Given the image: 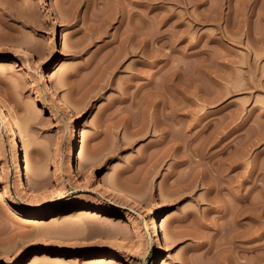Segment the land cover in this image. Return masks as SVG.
<instances>
[{"label": "rangeland", "instance_id": "obj_1", "mask_svg": "<svg viewBox=\"0 0 264 264\" xmlns=\"http://www.w3.org/2000/svg\"><path fill=\"white\" fill-rule=\"evenodd\" d=\"M0 98V264H264V0H0Z\"/></svg>", "mask_w": 264, "mask_h": 264}, {"label": "bare ground", "instance_id": "obj_2", "mask_svg": "<svg viewBox=\"0 0 264 264\" xmlns=\"http://www.w3.org/2000/svg\"><path fill=\"white\" fill-rule=\"evenodd\" d=\"M135 26H136V24H135ZM135 26H134V27H135ZM134 29H135V28H134ZM135 31H136V30H135ZM124 34H125V33H124ZM135 34L138 35V32H136V33H134V34H133V32H132V34L129 33V35H130L129 37H131V35H133V36L135 37ZM137 35H136L135 38H137ZM118 36H119V35H118ZM120 36H121V35H120ZM127 36H128V34H127ZM127 36H123V37H122V41H123V42L126 41L125 39H126ZM133 36H132V37H133ZM119 38H121V37H119ZM153 39H154V38H153ZM153 39H152V40H153ZM159 39H160V38H159ZM118 40H119V39H118ZM127 40H128V41H129V40H132V38H131V39L128 38ZM134 40H135V39H134ZM157 40H158V39H157ZM119 41H120V40H119ZM122 41H121V42H122ZM119 44H120V43H119ZM123 44H127V43H123ZM129 44H130V43H129ZM136 44H137V43H136ZM136 44H135V45H136ZM121 45H122V44H121ZM122 46H123V45H122ZM119 47H120V46H119ZM130 51H133V50L131 49ZM127 52H128V51H127ZM128 53H129V52H128ZM119 54H120V53H119ZM120 55H121V54H120ZM120 55H118V56H120ZM118 56H117V57H118ZM119 58H120V57H119ZM115 62H116V61H115ZM167 62H168V61H167ZM112 63H114V62H112ZM116 63H117V62H116ZM109 64H111V63H108V67H109ZM118 64H119V63H118ZM104 65H105V64H104ZM112 66H113V65H112ZM114 66H115V65H114ZM115 67H116V66H115ZM112 68H114V67H112ZM161 68H162V67H161ZM167 68H168V67H167ZM156 69H157V68H156ZM102 70H103V69H102ZM107 70H108V69H107ZM138 70H139V73H140V69H138ZM158 70H159V68H158ZM158 70H157V71H158ZM160 70H161V69H160ZM162 70H163V69H162ZM165 70H166V69H165ZM141 71H142V70H141ZM150 71H151V73H152V70H150ZM176 71L178 72V70H176ZM104 72H105V71H104ZM137 72H138V71H137ZM158 72H159V71H158ZM158 72H157V73H158ZM165 72H166V71H165ZM171 72H172V71H171ZM109 73H110V72H109ZM175 73H176V72H175ZM179 73H180V72H179ZM149 74H150V73H149ZM154 75H155V74H154ZM149 76H150V75H149ZM164 76H165V74H164ZM168 76H169V75H168ZM168 76H167V77H168ZM97 77H98V76H97ZM99 77H100V76H99ZM152 77H153V76H152ZM168 78H169V77H168ZM170 78H172V77H170ZM176 78H177V76H176ZM181 78H182V77H181ZM181 78H179V80H180ZM48 79H49V80L53 79V75H48ZM150 79H151V78H150ZM150 79H149V80H150ZM165 79H166V78H165ZM152 80H154V78H153ZM179 80H178V82H179ZM181 80H183V79H181ZM181 80H180V81H181ZM165 81H166V80H165ZM93 82H94V81H93ZM96 82H97V79H96ZM111 82H112V81H111ZM153 82H155V80H154ZM167 82H168V81H167ZM171 82H172V80H171ZM182 82L184 83V81H182ZM182 82H181V83H182ZM94 83H95V82H94ZM101 83H102V82H101ZM148 83H149V82H148ZM150 83H151V81H150ZM163 83H164V82H163ZM165 84H166V83H165ZM174 84H175V83H174ZM99 85H100V84H99ZM154 85H155V83H154ZM154 85H153V86H154ZM155 86H156V85H155ZM164 86H165V85H164ZM177 87H178V86H177ZM155 88H156V87H155ZM158 88H159V87H158ZM166 90H167V89H166ZM166 90H165V91H166ZM171 90H172V89H171ZM171 90H170V92H171ZM165 91H164V92H165ZM154 92H155V91H154ZM159 92H160V91H159ZM167 93H169V91H168ZM155 94H156V93H155ZM161 94H162V93H161ZM161 94H160V95H161ZM163 94H164V93H163ZM171 94H172V93H171ZM171 94H170V95H171ZM164 95H165V94H164ZM164 95H163V97H164ZM174 95H175V94H174ZM174 95H173V96H174ZM156 97H157V95H156ZM165 97H166V96H165ZM165 97H164V98H165ZM171 97H172V96H171ZM159 98H160V97H159ZM164 98H163V99H164ZM157 99H158V98H157ZM157 99H156V100H157ZM165 99H167V98H165ZM175 99H176V96H175ZM178 99H179V97H178ZM180 99H181V98H180ZM180 99H179V101H180ZM154 101H155V100H154ZM162 101H163V100H162ZM168 101H169V99H168ZM170 102H171V101H170ZM178 103H179V102H178ZM181 103H182V102H181ZM183 103H184V102H183ZM154 104H155V102H154ZM164 104L166 105V102H164ZM167 104H168V102H167ZM156 105H157V103H156ZM179 105H180V104H179ZM182 105H184V104H182ZM159 106H160V105H159ZM166 106H169V105H166ZM180 106H181V105H180ZM154 107H155V106H154ZM164 107H165V106L163 105V108H164ZM173 107H174V106H173ZM177 107H179V106L177 105V106L175 107V109H177ZM183 107H184V106H182V108H183ZM160 108H161V110H162V107H161V106H160ZM160 108H159V110H160ZM169 108L172 109V107H169ZM175 109H174V110H175ZM180 109H181V107H180ZM180 109H179V110H180ZM164 110H165V108H164ZM174 110H173V111H174ZM182 110H183V109H182ZM168 111H169V109H168ZM169 112H170V111H169ZM162 113H163V112H162ZM176 113H177V110H176ZM157 114H158V113H157ZM170 114H172V113H167V114H166V113H163V115H162V114H161V115L164 116V119H165V118L168 119L169 116H170ZM173 114H175V113H173ZM173 114H172V115H173ZM155 115H156V113H155ZM161 115H160V116H161ZM153 116H154V115H153ZM173 116H174V115H173ZM0 117H1L0 119H2L3 124L5 125L6 129H8L9 131H11V136H10V141H9V142H10V146L14 148L15 156H16V158H17V166L15 167V173L17 174V176H19V177L22 179V177H23V163H22V161H20V159H19L20 151H19V148H18V143L21 142V141H23L24 138H23V135L21 134V131H20V130H21L20 122H19L18 118H16V116L14 115L12 109H11L10 107H8V105L6 104V102H5L3 99H1V98H0ZM155 117H156V116H155ZM175 117H176V116H175ZM160 118H161V117H160ZM170 118H171V117H170ZM156 119H159V118H156ZM161 119H162V118H161ZM167 119H166V120H167ZM172 119H174V118H172ZM172 119H171V120H172ZM154 120H155V119H154ZM166 120H165V121H166ZM171 120H170V121H171ZM155 121H156V120H155ZM158 121H159V120H158ZM158 121H157V123H158ZM157 123H155V124L157 125ZM162 123L164 124V122H162ZM165 124H168V121H167V123H165ZM174 124H175V123H174ZM160 125H162V124H160ZM154 126H155V125H154ZM157 126H158V125H157ZM162 126H164V125H162ZM167 126H169V125H167ZM167 126H166V127H167ZM182 127H183V126H182ZM168 128H169V127H168ZM156 129H157V128H156ZM163 129H164V128H163ZM169 129H170V128H169ZM165 130H166V129H165ZM168 131H169V130H168ZM170 132H171V131H170ZM166 133H167V132H166ZM230 133H231V132H230ZM164 134H165V133H164ZM164 134H163V135H164ZM167 134H168V133H167ZM165 136H166V135H165ZM168 136H169V135H168ZM170 136H171V134H170ZM163 139H164V138H163ZM163 139H162V141H160V142H161V145L158 144V145L160 146L159 148H162L161 146H165V147H166V144H167V146H170V145H168L169 142L167 143V140H165V139L163 140ZM168 139H169V138H168ZM173 141H174V140H173ZM173 141H172V142H173ZM174 142H175V141H174ZM169 144H170V143H169ZM206 145H207V144H206ZM171 146H172V145H171ZM208 146H209V145H208ZM165 147H163V148H165ZM203 147H204V146H203ZM175 148H176V147H175ZM207 148H208V147H207ZM169 149H171V148L168 147V148L166 149V151L168 152ZM156 150H157V149H156ZM159 150H160V149H159ZM201 150H202V148H201ZM203 150H204V149H203ZM205 151H206V150H205ZM173 152H174V151H173ZM198 154H199V153H198ZM201 154H202L201 156H203V153H201ZM156 155H157V154H156ZM162 155H163V154H162ZM164 155L166 156V153H165ZM202 159H203V158H202ZM208 160H209V159H208ZM210 160H211V159H210ZM219 160H221V159H219ZM70 161H71L72 164H74L76 161H77V163H78V145H77L75 142H72V144L70 145ZM192 161H193V160H192ZM212 161H214V160H212ZM212 161H210V162H212ZM24 162H25L26 165H29V163H30V160H29V158L27 157V151H25ZM180 162H181V161H180ZM188 162H189V161H188ZM204 162H205V161H204ZM207 162H208V161H207ZM221 162H222V161H221ZM182 163H183V162H182ZM219 163H220V162H219ZM233 163L235 164V162H233ZM233 163H232V162H231V164L228 163V167H227V166H226V167H227L228 169H231V170H232V168H234V167L232 166ZM206 164H207V163H206ZM220 164H221V163H220ZM185 165H186V163H185ZM217 165H218V163H217ZM217 165H216V167H214V164H213V163H211L210 165L208 164V168L210 169V172H214V173H215L214 175H215V177H216L217 182H215L214 184H213V183L210 184V183L213 182V181L209 180V181H211L210 183L208 182L210 185H207L208 183H205V182H204V185L206 184L207 187L209 186L208 188L213 189V190H216V191H217V189L221 188V187H220V186H221L220 184H222L221 181H219V180L217 179V175L219 174V171H220V170H219V167H217ZM222 165H223V164H222ZM189 166H190V165H189ZM191 166H192V165H191ZM200 166H201V165H200ZM218 166H219V165H218ZM231 166H232V168H231ZM194 167H196V166H194ZM194 167H193V168H194ZM185 168H186V167H185ZM204 168H205V167H204ZM220 168H221V167H220ZM223 168H224V167H223ZM196 169H197V168H196ZM198 169H199V168H198ZM188 170H189V169H188ZM205 170H206V169H205ZM233 170H234V169H233ZM198 171H199V170H198ZM223 171H226V169L223 170ZM248 171H249V170H248ZM248 171H247V172H248ZM191 172H192V171H191ZM199 172H200V171H199ZM221 172H222V171H221ZM229 172H230V171H229ZM194 173H196V172H194ZM222 173H223V172H222ZM248 173H249V172H248ZM248 173H247V174H248ZM189 174H190V171H189ZM199 174H200V173H199ZM187 175H188V174H187ZM192 175L194 176V174H192ZM196 175H197V174H195V176H196ZM208 175H209V174H208ZM208 175H207V176H208ZM214 175H213V177H214ZM220 175H221V173H220ZM201 176H202V175H201ZM210 176H211V175H210ZM187 177H188V176H187ZM187 177H186V178H187ZM211 177H212V176H211ZM213 177H212V178H213ZM221 177H223V176H221ZM183 178H184V177H183ZM194 178H195V177H194ZM208 178H209V177H208ZM208 178H207V179H208ZM196 179H197V177H196ZM200 179L202 180V178H200ZM207 179H206V182H207ZM210 179H211V178H210ZM222 179H223V178H222ZM191 180H193V179L191 178ZM204 180H205V179H204ZM213 180H214V179H213ZM225 180L228 181L229 179H225ZM181 181H182V180H181ZM189 181H190V180H189ZM189 181H188V185H189V183H191V181H190V182H189ZM223 181H224V180H223ZM227 181H224V182H227ZM175 182H176V181H175ZM184 182H185V181H184ZM224 182H223V183H224ZM230 182H231V181H230ZM193 183L195 184V181H193ZM199 183H201V182H199ZM201 184H202V183H201ZM226 184H227V183H226ZM226 184H225V185H226ZM229 184H230V183H229ZM185 185H186V184H185ZM190 185H191V184H190ZM190 185H189V187H190ZM206 185H205V186H206ZM230 185H232V183H231ZM182 186H183V185H182ZM186 186H187V185H186ZM191 186H192V185H191ZM179 187H180V189L182 188L181 186H179ZM184 187H185V186H184ZM189 187H188V188H189ZM195 187H196V185H195ZM207 187H206V188H207ZM192 188H193V187H192ZM222 188H223V186H222ZM226 188H227V185H226ZM182 190H183V189H182ZM182 190H181L180 192L183 193ZM186 190H188V189H186ZM191 190H192V189H191ZM206 190H208V189H206ZM232 190H234V189L232 188ZM175 191H177V189H176ZM220 191H222V190H220ZM220 191H218V193H219ZM230 191H231V190H230ZM178 192H179V191H178ZM184 192H185V191H184ZM233 192H234V191H233ZM233 192H232V194L235 193V192H234V193H233ZM112 193L114 194V198H116V192H115L114 190H112ZM215 193H216V192H215ZM216 194H217V193H216ZM181 195H182V194H181ZM234 195H235V194H234ZM231 196H232V195H231ZM131 197H132L133 199H135V200H139V198H138L136 195H134V194H131ZM213 197H214V196H213ZM244 197H245V196H244ZM212 199H213V203H215L214 200H215V199L218 200V197H217V198L215 197V199H214V198H211V200H212ZM230 199H231V198H230ZM233 199H234V198H233ZM245 199H246V197L244 198V200H245ZM211 200L209 199L208 202H210ZM244 200H243V201H244ZM221 201H222V200H221ZM227 201H229V200H227ZM230 201H231V200H230ZM230 201H229V202H230ZM233 201H234V200H233ZM236 201H237V203L240 202V201H238V200H236ZM243 201H242V202H243ZM211 202H212V201H211ZM211 202H210V203H211ZM216 202H217V201H216ZM219 202H220V201H218L217 203H219ZM223 202H224V201H223ZM229 202H228V203H229ZM244 202L247 203L248 201L245 200ZM228 203H227V204H228ZM211 204H212V203H211ZM248 204H249V203H248ZM248 204H247V206H248ZM216 205H217V204H216ZM216 205H215V208H216V209L218 208V211H219V212L222 211V212L225 214L224 211L226 210V208L224 207V205L222 204V206L224 207L225 210H222L223 208H220V207H222V206L217 207ZM218 205H219V204H218ZM225 205H226V204H225ZM229 205H230V204H229ZM240 205H241V204H240ZM233 206H234V205H232V207H233ZM236 206H237V205H236ZM236 206H234V207H236ZM241 206H242V205H241ZM244 206H245V204H244ZM230 207H231V206H230ZM213 208H214V206H213ZM227 208H228V207H227ZM236 208H237V207H236ZM244 208H246V206H245ZM234 209H235V208H234ZM239 209H240V207H239ZM228 210L231 212V210H233V208H232L231 210L228 208ZM241 210H242V209H241ZM243 210H244V209H243ZM248 210H249V209H248ZM248 210H247V211H248ZM213 211H214V209H213ZM233 211H234V210H233ZM233 211H232V213H233ZM245 211H246V209H245ZM214 212H215V211H214ZM222 212H221V213H222ZM230 212H229V213H230ZM236 212H238V211L236 210ZM240 212H242V211H240ZM240 212H238V213H240ZM229 213L227 212L226 215H228ZM238 213H237V214H238ZM242 213H243V212H242ZM245 213H247V212H245ZM245 213H244V214H245ZM186 214H187V213H186ZM206 214H207V213H206ZM213 214H215V213H213ZM216 214H218V213H216ZM216 214H215V215H216ZM234 214H235V215H234ZM237 214H236V213H233L231 218L229 217L230 214L227 216L228 219H231V221H230L229 223H232L231 225H233V227H234V225H237V227H238V224H237L238 222L236 221V216H239V214H238V215H237ZM244 214H243V215H244ZM80 215H81L84 219H85V218H86V219H87V218H95V215H94V214L81 213V211L77 214V216H78V217H81ZM203 215H205V214H203ZM243 215H241V216H243ZM250 215H251V214H250ZM250 215L247 213L246 216H245L244 218H245L246 220H249V219H250ZM206 216H207V215H206ZM221 216H223V215H221ZM221 216H220V217H221ZM78 217H77V218H78ZM192 217H194V216H192ZM216 217H217V216H216ZM224 217H225V216H224ZM83 218H82V219H83ZM182 218H183V217H182ZM188 218H189V216L187 215V216H185V217L182 219L184 222H186V224H185L186 226H187V223H188V221H187ZM194 218L197 219L196 216H195ZM202 218H203V217H202ZM202 218H201V219H202ZM210 218H211V217H209V219H210ZM199 219H200V218H199ZM209 219H208V220H209ZM211 219H212V218H211ZM217 219H218V218H217ZM221 219H223V217H221ZM224 219H225V218H224ZM190 220H191V219H190ZM190 220H189V221H190ZM192 220H193V219H192ZM204 220L206 221L205 216H204L203 222H204ZM212 220H213V219H212ZM215 220H216V219H215ZM225 220H226V219H225ZM225 220H224V221H225ZM180 221H181V220H180ZM198 221H199V220H198ZM221 221H223V220H221ZM224 221H223V223H224ZM227 221H228V220H227ZM193 222H194V220H193ZM196 222H197V221H196ZM200 222H201V221H200ZM208 222H209V221H208ZM213 222H214V221H213ZM182 223H183V222H182ZM206 223H207V221H206ZM214 223H215V222H214ZM218 223H219V222H218ZM226 223H227V222H226ZM191 224H193V223H191ZM191 224H189V225H191ZM200 224H201V223H200ZM200 224H199V225H200ZM202 224H203V223H202ZM202 224H201V225H202ZM208 224H209V223H208ZM181 225H182V224H181ZM197 225H198V224H197ZM199 225H198V226H199ZM201 225H200V226H201ZM220 225H222V224H220ZM223 225L226 226L225 224H223ZM194 226H195V225H194ZM213 226H214V225H213ZM217 226H218V225H217ZM202 227H203V226H202ZM206 227H207V226H206ZM211 227H212V226H211ZM220 227H221V226H220ZM222 227H223V226H222ZM229 227H230V226H229ZM231 227H232V226H231ZM233 227H232V228H233ZM192 228H193V227H192ZM196 228H197V227H196ZM226 228H227V227H226ZM244 228L246 229V227H244ZM207 229H208V228H207ZM223 229H225V228H223ZM198 230H199V229H198ZM198 230H196V231H198ZM216 230H218V228H217ZM221 230H222V228H221ZM233 230H235V229H233ZM227 232H228V231H227ZM232 232H233V231H232ZM232 232H231V234H232ZM152 233L155 234V235L158 234V226L156 225L155 222L152 223ZM198 233H199V232H198ZM233 233H235V231H234ZM238 233H239V232H238ZM191 234H192V233H191ZM193 234H194V232H193ZM236 234H237V233H236ZM244 234L246 235L245 232H244ZM196 235H197V234H196ZM196 235H194V237H195ZM232 235H233V234H232ZM237 235H239V234H237ZM241 235H242V233H241ZM241 235H240V236H241ZM230 236H231V235H230ZM243 236H244V235H242V237H243ZM248 236H249V235H248ZM192 237H193V235H192ZM198 237H199V235H198ZM231 237H233V236H231ZM234 237H235V236H234ZM245 237H246V236H245ZM245 237H244V238H245ZM196 238H197V236H196ZM234 239H235V238H234ZM246 239H247V237H246ZM231 241H232V240H231ZM245 241H246V240H245ZM232 243H233V242H232ZM234 243H235V242H234ZM230 244H231V243H230ZM231 246H232V245H231ZM233 246H234V245H233ZM245 248H246V247H245ZM247 248H248V247H247ZM246 252H247V249H246ZM246 252H245V253H246ZM243 253H244V252H243ZM246 254H247V253H246ZM245 256H246V255H245ZM247 257H248V256H247ZM244 258H245V257H244ZM246 259H247V258H246Z\"/></svg>", "mask_w": 264, "mask_h": 264}]
</instances>
